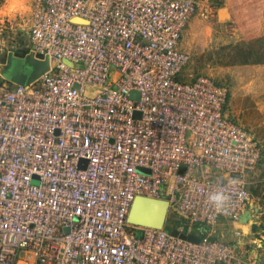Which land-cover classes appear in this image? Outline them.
Returning <instances> with one entry per match:
<instances>
[{"label": "built area", "instance_id": "obj_1", "mask_svg": "<svg viewBox=\"0 0 264 264\" xmlns=\"http://www.w3.org/2000/svg\"><path fill=\"white\" fill-rule=\"evenodd\" d=\"M200 6L34 0L27 30L0 19V264L239 263L242 230L235 242L213 233L249 218L261 149L227 116L225 86L182 78L180 40ZM8 53L48 68L17 84ZM213 191L229 195V214ZM136 196L166 200L179 224L128 223Z\"/></svg>", "mask_w": 264, "mask_h": 264}, {"label": "rangeland", "instance_id": "obj_2", "mask_svg": "<svg viewBox=\"0 0 264 264\" xmlns=\"http://www.w3.org/2000/svg\"><path fill=\"white\" fill-rule=\"evenodd\" d=\"M7 0H0V19H9L14 27V30L18 31L27 29L30 22V16L34 7V0H21L23 8L10 14H7L6 3ZM203 1V0H202ZM234 0H207V4L211 9H213L212 15L207 21L211 23L213 27V35L216 34L215 26L213 23L216 22V10L214 6L219 8L220 20L225 25V31L227 34L230 32L231 28V6ZM250 1H262V0H235V5L242 7L240 10L242 17L249 15L250 17H256L259 11L254 8H247L248 2ZM5 5V8H4ZM215 10V11H214ZM225 12V19L222 13ZM220 22V23H222ZM219 29V28H218ZM197 41V36L192 39V51L190 54V62L184 68L182 75L183 79H192L199 74L207 75L211 77L215 82L222 84L228 90L227 101L225 104V111L227 116L243 126L247 131H249L255 139L260 144L261 158L254 169L249 175L250 181V193L254 200L255 207V217L249 213V218L245 223L251 220V227L248 229L247 226L244 227L242 231V236L239 240L242 242L241 254L239 263L237 264H264V127L263 118L264 113L262 111L261 103H254L251 98L256 91L261 93V88H256V86H261V82L253 81V85L249 88V93L243 94L240 89L238 92L236 89L240 79H244L245 75L238 72H231V67L240 61V52L233 50L227 44L223 47L214 44V42H209L208 45ZM195 44V45H194ZM223 48V49H222ZM219 67H223V71H220ZM243 83V82H242ZM261 97V96H260ZM38 177L33 176L32 182L37 183ZM226 221L220 220L216 226L213 235L226 242H235L237 239L232 237L233 226L230 224H224ZM179 224V221L175 218H171V211L168 213L166 218V228L175 227Z\"/></svg>", "mask_w": 264, "mask_h": 264}, {"label": "crops", "instance_id": "obj_3", "mask_svg": "<svg viewBox=\"0 0 264 264\" xmlns=\"http://www.w3.org/2000/svg\"><path fill=\"white\" fill-rule=\"evenodd\" d=\"M8 1H6L5 5L8 6ZM22 2V1H21ZM23 4V3H22ZM207 0L202 1V6H200L197 12L191 17L189 22L186 24L183 32L182 37L180 40V47L183 51L187 52L188 54L192 51V39L193 37L197 36V41L204 43V45H208L209 42H214V44L218 46H225L229 45L231 49L237 50L241 54L239 55L240 61L239 63L233 65L231 67V72L234 73L235 71L240 73L241 75L244 74V79H240L238 83L239 86L236 89L238 92L240 89H243V94L246 95L249 93V87L253 85V81H257V83L261 82V86H256V88H261V93L258 91L252 95V99L254 103H261L262 111L264 113V0L262 1H250L248 2L247 8H254L259 11L258 16L250 17L249 15L242 17V12L240 11L242 7L239 5H235V0L232 2L231 8V28L229 34L225 31V25L220 20L219 16V8L216 10V22L213 24L218 26L215 29L216 34L213 35V27L207 19L202 17V10L204 6H207ZM4 5V8H5ZM23 8V5H22ZM7 9V7H6ZM20 9L16 10L19 11ZM214 10V11H215ZM16 11H8L7 14L16 12ZM225 12L222 13V16L225 19ZM31 21V16L30 20ZM222 22V23H220ZM25 30V29H24ZM27 30V29H26ZM201 43V44H202ZM195 45V44H194ZM223 49V48H222ZM8 55V54H7ZM7 55L5 57V63L7 59ZM190 55V54H189ZM4 63V65H5ZM220 71H223V67H219ZM243 82V83H242ZM220 84V83H219ZM222 85V84H221ZM261 96V97H260ZM259 102V103H258ZM263 127H264V118H263ZM253 200V197H252ZM251 215H255V207H254V200L253 204L250 207ZM255 217V216H254ZM224 224H230L233 226L234 230L239 229L244 231V227L247 226L250 229L251 220L247 223H229L226 222ZM233 230V232H234ZM234 239L238 237L232 234Z\"/></svg>", "mask_w": 264, "mask_h": 264}, {"label": "water", "instance_id": "obj_4", "mask_svg": "<svg viewBox=\"0 0 264 264\" xmlns=\"http://www.w3.org/2000/svg\"><path fill=\"white\" fill-rule=\"evenodd\" d=\"M48 68L47 59H36L32 56L24 58L8 53L3 73L17 84H27L35 77L41 75ZM134 95L135 93L132 92ZM168 215V202L163 199L136 196L127 214V222L133 225L151 228H162ZM245 220V218L243 219ZM173 235H177L176 229H171ZM181 238L192 242H198L199 238L194 235L185 236L180 233Z\"/></svg>", "mask_w": 264, "mask_h": 264}, {"label": "clouds", "instance_id": "obj_5", "mask_svg": "<svg viewBox=\"0 0 264 264\" xmlns=\"http://www.w3.org/2000/svg\"><path fill=\"white\" fill-rule=\"evenodd\" d=\"M208 202L217 214L227 215L230 212V197L223 191H213L208 196Z\"/></svg>", "mask_w": 264, "mask_h": 264}, {"label": "bare ground", "instance_id": "obj_6", "mask_svg": "<svg viewBox=\"0 0 264 264\" xmlns=\"http://www.w3.org/2000/svg\"><path fill=\"white\" fill-rule=\"evenodd\" d=\"M7 5L8 6H7L6 11L16 10L18 8H22L21 0H9Z\"/></svg>", "mask_w": 264, "mask_h": 264}]
</instances>
